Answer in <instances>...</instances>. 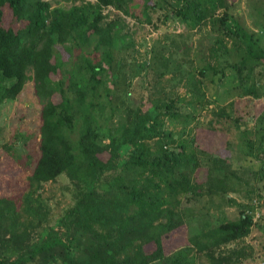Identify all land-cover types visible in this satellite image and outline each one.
Wrapping results in <instances>:
<instances>
[{
    "label": "trees",
    "instance_id": "1",
    "mask_svg": "<svg viewBox=\"0 0 264 264\" xmlns=\"http://www.w3.org/2000/svg\"><path fill=\"white\" fill-rule=\"evenodd\" d=\"M151 2L96 0L65 8L53 7L49 0H0V107L15 100L29 81L43 104L39 158L29 178L34 190L25 211L38 216V227L43 213L33 207V195L41 196L44 184L63 175L75 188V203L59 221L62 232L45 229L38 241L23 228L17 203L0 196V264H197L198 253L206 255L208 264H233L222 247L250 235L254 217L242 212L235 221L187 236L189 244L168 254L166 239L187 234L178 196L197 189L190 184L199 165L196 155L164 131L165 119L177 118L183 101L169 96L155 80L146 101L134 105L131 100L126 106V123L118 129L110 126L114 95L105 65L113 68L114 49L123 36L115 22L105 21L103 10L148 12ZM180 2L177 13L184 22L195 27L209 21L218 31L213 59L219 60L221 51L229 53L227 38L243 46L234 64L219 60L216 68L205 58L201 75L212 73L215 84L219 72L225 77L231 68L235 74L228 80L237 78L236 87L242 86L244 71L264 61V49L239 27L230 30L231 0ZM219 10L225 11L223 18L215 17ZM170 44L162 50L168 51ZM99 53L96 62L93 56ZM162 53L155 50V60L164 69L169 60ZM163 69L159 77L165 76ZM258 92L256 83L247 88L248 94ZM177 142L178 152L165 149ZM186 169L192 172L185 174ZM149 245L155 249L148 251Z\"/></svg>",
    "mask_w": 264,
    "mask_h": 264
},
{
    "label": "rangeland",
    "instance_id": "2",
    "mask_svg": "<svg viewBox=\"0 0 264 264\" xmlns=\"http://www.w3.org/2000/svg\"><path fill=\"white\" fill-rule=\"evenodd\" d=\"M49 1L53 7L65 8L96 3V0ZM179 2L152 0L150 6L155 7L148 12L136 8L129 15L114 7L104 8L105 21L115 22L123 36L114 49L113 68L105 65L108 87L114 95L110 126L118 129L126 123V106L131 100L134 105L146 101L155 80L169 96L180 98L183 103L179 115L174 120L165 119L164 131L175 134V139L187 143L189 152L196 155L199 165L190 184L197 189L178 196L182 204L177 210L187 216V234L182 231L168 237L164 242L167 253L189 244L187 236L204 233L221 222L235 221L244 212L254 217L250 235L223 246L221 253L230 255L233 264H264V61L244 71L246 80L239 87L237 78L232 81L235 72L231 68L225 77L219 72L215 84L211 82L212 73L203 77L200 70L205 58L216 68L219 60L225 66L234 64L244 52L243 46L227 38L229 53L221 51L220 59H213L211 49L219 39L218 31L209 21L195 27L188 25L177 13ZM231 3L227 11L230 30L235 32L239 27L264 49V0H231ZM224 14V10H219L215 17L223 18ZM165 44H170L168 51L162 50ZM155 50L162 51L169 60L164 69L160 63L156 65ZM100 56L101 53L93 56L96 62ZM160 69L165 71L164 77H159ZM219 77L224 83L219 82ZM253 83L259 90L257 96L247 93ZM148 106L149 103L143 108ZM42 108L33 81L26 84L15 100L0 107V196L17 203L23 228L29 230L34 241L45 229L62 232L59 221L75 203L74 185L63 175L44 184L39 189L41 196L33 195V207L43 213L38 227V216L25 211L29 193L34 190L29 178L39 158ZM179 143H170L165 149L178 152ZM188 172L192 170L186 169L185 174ZM30 220H35L33 226ZM154 249V245L147 246L148 251ZM234 250L239 252L235 254ZM197 260V264L209 263L202 253H198Z\"/></svg>",
    "mask_w": 264,
    "mask_h": 264
}]
</instances>
